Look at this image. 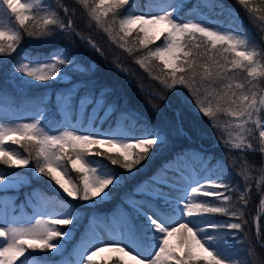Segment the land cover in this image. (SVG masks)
I'll list each match as a JSON object with an SVG mask.
<instances>
[{"label": "snow or ice", "instance_id": "snow-or-ice-1", "mask_svg": "<svg viewBox=\"0 0 264 264\" xmlns=\"http://www.w3.org/2000/svg\"><path fill=\"white\" fill-rule=\"evenodd\" d=\"M74 3L88 30L94 26L129 55L128 38L136 33L137 50L147 51L134 63L161 85L162 91L148 95L164 104L171 118L157 126L125 110L115 89L98 84L99 67L69 45L46 56L21 53L11 69L14 84L65 87L25 97L27 116L19 114L17 97L0 89V165L24 169L0 168V193L46 178L56 195L33 191L21 204L0 196V264H254L255 249L244 247L250 242L239 234L249 224L244 217L255 171L261 194L251 227L264 249V0H236L259 41L220 0H203L207 12L197 4L196 20L181 16L183 0H149L139 14L135 0ZM77 16V8L63 0H0V58L17 53L24 37L53 46L76 37L103 56L99 44L77 30ZM156 41L162 42L150 48ZM190 102L221 146L239 155L228 156L225 164L201 152H177L115 209L102 217L96 213L114 191L148 170L173 135H202L197 126H184ZM151 108L162 111L157 104ZM250 154H258L259 161H249ZM233 166L241 183L233 184ZM81 208L91 210L88 226L68 252L83 219ZM217 214L228 219H216ZM68 225L72 228L60 227ZM101 253L110 255L101 262L96 259Z\"/></svg>", "mask_w": 264, "mask_h": 264}, {"label": "trees", "instance_id": "trees-1", "mask_svg": "<svg viewBox=\"0 0 264 264\" xmlns=\"http://www.w3.org/2000/svg\"><path fill=\"white\" fill-rule=\"evenodd\" d=\"M63 2L67 3L70 8L76 7L78 11V16L75 17L77 22V30L81 31L85 36H91L97 44L103 49V56L106 60V63L108 66L104 65L103 60L100 58V56L96 53L95 50L90 48L86 43L81 42L76 37H71L70 39H64L56 42V44L53 45H42L38 43L37 40H32L31 38L24 37L22 44L17 50V53H14L12 57L10 58H0V60H4L5 62L0 64V73L3 70L5 73L3 75H0V89H7L10 93H12L14 96L18 98V102L20 104V108L27 107L29 109L30 105L25 103V97L28 98H35L39 95H41L43 92L47 91L48 94H52L57 89H62L65 87V85L58 84V83H52L49 82L48 85H36L33 88L27 89V90H20L14 88L11 83L7 80V75L10 71V67L12 62L21 54L24 52L28 53H39L40 55H48L50 51H55L56 48L62 47L64 45H69L76 53L77 55L85 60L84 51H90L93 54V58L97 61V66L99 67V71L96 74V80L98 81L99 85H107L115 89L117 93V98L121 101V106L127 110L132 111L135 113H139L141 115L142 120L147 121L149 124L152 125H161L162 122L166 119L171 118V111L165 107L164 104L160 103V101L155 100L161 108V113L157 114L156 112L146 110V108L143 107V105L138 101L137 96L142 95L143 93L141 90L133 85L128 84L126 77L118 73L112 68H109L110 66H115L116 64L120 65V68L123 69L124 72L128 74V76L132 79L133 82L138 83L140 85H148V78L150 77L148 72H143L141 70V67L134 63L135 59L140 56L139 54L143 50H137L138 48V41L136 40V33H133L131 37L128 38L129 46L133 48V53L129 55L127 52H125L123 49H120L116 44H113L104 34L103 32L96 30L93 26L92 30H88L85 26L84 20V14L79 10L78 5L74 3V0H63ZM149 0H135V5H140L142 9L145 8V5L148 4ZM220 2L227 8L234 10L240 18L242 26H245L251 34L259 41L260 40V34L257 31V28L253 25V23L250 21L247 13L245 10L236 3V0H220ZM197 4H200L199 11L207 12V9L203 5V0H193L190 3L185 4L184 8H195ZM162 41H158L157 43H154L153 46H157L161 44ZM147 51V50H146ZM157 62L153 61L151 68L153 74H158V69L156 67ZM147 81V83L145 82ZM149 91H162L161 85L159 83H154L152 86L148 85ZM138 94V95H137ZM185 95L187 96L186 92ZM169 99H172V94H169ZM195 107L193 103H189L185 108L184 113V126L185 128H190L192 125L197 126L202 130V135L199 137L193 136L192 139H194V142H190L185 137L176 138L174 139L175 145L171 147L172 154H175L177 152L181 151H196L201 152L209 157H214L215 160H223L225 164H229L228 156L231 155L232 152H228L224 149V147L221 146L220 139H216L217 135L214 133L212 127L209 125V122L207 118H204L202 116H198L197 112H192L191 109ZM23 110V109H22ZM21 152L23 153V149H21ZM26 155V153H24ZM163 151L158 154V156L155 158V160L152 162L151 166L148 168L146 172L141 173L140 175L136 176L134 179H131L128 181V183L113 192V195L111 197V200L108 202L101 203L96 208V213L100 214L102 217L105 213L111 212L113 209L117 207V205H120L122 202V199L124 198L126 193H129L133 189L135 185L140 183L143 180H146L157 168H159L162 164H159L158 161L160 157L162 156ZM239 153L234 154V156H238ZM249 161H259L258 154H250L248 156ZM107 162V161H105ZM145 163H148L145 161ZM165 163V162H164ZM2 166V165H0ZM116 168L118 172L123 173L124 170L118 168V166H113ZM4 168V166H2ZM10 172H14L16 170L21 169H7ZM236 167H231V173L233 176V184L241 183L240 177L236 175L237 172ZM76 174V173H75ZM76 179H78L77 174L75 175ZM259 179V173L253 172V180L252 183V190L250 193L251 199L249 202L248 207L245 209L246 215L244 219L249 221V224L244 228V231L242 233H245L243 237L247 238V241L250 243L245 244L244 247H251L255 249L256 255L253 257L254 264H264V249L260 247V245L256 242L254 230L251 227V221L254 216L257 215L256 212V206L259 202V195L260 192L257 191L256 184ZM51 181L47 180L46 178H38L33 179V183L30 184V188L40 189L45 195L51 197L55 196L56 193L53 192L50 189ZM264 191V189H262ZM239 193H236L233 195L234 200H238ZM60 199H64V197H58ZM72 203L73 205H79L82 202L80 201H68ZM79 211L82 214V222L81 224L76 226V232L79 234L81 231L84 233L85 229L88 226V218L87 214L91 212L90 209H84L81 208ZM218 219L226 220L227 217H223L219 214H217ZM84 224V226H83ZM262 229H264V222L261 224ZM83 229V230H82ZM240 233V235H242ZM82 235V234H81ZM80 236H77L76 241L72 242L68 248H73V246L80 240ZM40 255H49L50 254H40ZM51 258V257H50ZM52 259L58 260L59 257H55Z\"/></svg>", "mask_w": 264, "mask_h": 264}, {"label": "rangeland", "instance_id": "rangeland-1", "mask_svg": "<svg viewBox=\"0 0 264 264\" xmlns=\"http://www.w3.org/2000/svg\"><path fill=\"white\" fill-rule=\"evenodd\" d=\"M187 1H190V0H183V4L185 3V2H187ZM136 11H137V13L139 14L141 11H143V9H141L140 8V6L139 5H137L136 6ZM235 12V11H234ZM236 13V12H235ZM181 16L185 19V20H188V19H192V20H196V19H198V17H197V15H196V11H181ZM38 41V40H37ZM157 42V41H156ZM38 43H40V44H42V45H49V43H44V42H41V41H38ZM150 48H154L155 46H153V44L152 45H150L149 46ZM144 52H146V49H143V51L139 54V55H143L144 54ZM84 53V55H85V60L86 61H88V62H90V63H93V64H95V65H97V61L93 58V54H92V52H90V51H84L83 52ZM141 70L143 71V72H145L144 71V69H142L141 68ZM5 72L2 70L1 71V73H0V75H3ZM10 74H11V72H10ZM10 74H9V76H8V79H9V81L13 84V86L14 87H16L17 89H22V90H27L24 86H22V85H20V84H14L11 80H10ZM148 85H150V86H152V84H153V82L154 83H158L157 81H155V80H153V79H151L150 77L148 78ZM147 81H145L146 83H147ZM148 85H145V86H143V88L145 89L144 91H141L143 94L142 95H138L137 96V98H138V101L143 105V107L144 108H146V110H148V111H151L152 110V108H151V105L152 104H158L155 100L156 99H154L152 96H150V95H148V92H150L149 90H148ZM33 88V87H32ZM141 88V87H140ZM114 89V88H113ZM185 92H186V90H185ZM186 94H187V92H186ZM191 111L192 112H197V110L195 109V107H193L192 109H191ZM20 115H23V116H27V115H30V112L29 111H27V112H20L19 113ZM198 116H201V115H198ZM165 121V120H164ZM215 133V132H214ZM216 134V133H215ZM216 139H218L217 137H215ZM13 148H16V149H19V147H18V145H13L12 146ZM223 147V146H222ZM224 149H225V147H224ZM20 150V149H19ZM166 150H169V146L166 148ZM226 150V149H225ZM236 153L237 152H232L231 153V155L230 156H234V154L236 155ZM0 168H2V166H0ZM6 172H10V171H7L6 169H4ZM24 171V170H23ZM23 171H16V172H23ZM14 173V172H13ZM71 175H72V177H73V179H76V177H75V173L73 172V173H71ZM32 182V181H31ZM21 190V188H19V189H15V190H9L8 192H6V193H0V196H3V197H6V198H11L12 200H14L17 204H21V203H23L24 201H25V198H23L24 200L23 201H19L18 200V198H19V194L17 193V192H19ZM34 191H36V192H40V193H43L40 189H35ZM30 194V193H29ZM44 194V193H43ZM45 195V194H44ZM47 196V195H46ZM103 203V202H102ZM125 208H127V206H125ZM25 211L26 212H28V214H31V209L30 208H26L25 209ZM81 216H82V214H81ZM217 219V218H216ZM83 226H84V224H83ZM60 227H62V228H71L70 226H60ZM83 230V229H82ZM82 234V231L79 233V234H76V232L74 231V238L66 245V248H67V246H69L72 242H73V240L75 239V237L76 236H80ZM245 233H242V237H243V235H244ZM102 235L103 236H107V234L106 233H103L102 232ZM71 250H72V247L71 248H67V251L68 252H71ZM108 254L109 253H101L96 259L98 260V261H101V262H103L104 260H106L107 259V257H108ZM18 264H19V262H18Z\"/></svg>", "mask_w": 264, "mask_h": 264}, {"label": "bare ground", "instance_id": "bare-ground-1", "mask_svg": "<svg viewBox=\"0 0 264 264\" xmlns=\"http://www.w3.org/2000/svg\"><path fill=\"white\" fill-rule=\"evenodd\" d=\"M109 255H110V254H108V257H109ZM108 257H107V259H108Z\"/></svg>", "mask_w": 264, "mask_h": 264}]
</instances>
